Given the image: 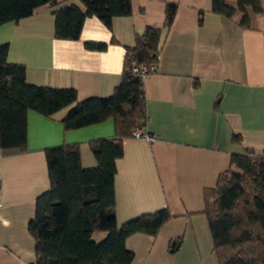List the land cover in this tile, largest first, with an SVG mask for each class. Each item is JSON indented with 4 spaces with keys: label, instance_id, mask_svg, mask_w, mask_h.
<instances>
[{
    "label": "crops",
    "instance_id": "1",
    "mask_svg": "<svg viewBox=\"0 0 264 264\" xmlns=\"http://www.w3.org/2000/svg\"><path fill=\"white\" fill-rule=\"evenodd\" d=\"M237 8L239 0H226ZM264 6V0H262ZM132 14L107 27L86 19L78 40L55 36V13L79 0H58L32 16L0 26L10 64L26 68L27 82L73 89L79 101L113 96L122 81L128 48L148 28L160 30L157 71L143 81L147 122L156 138L126 139L117 160V224L168 210L157 236L136 234L126 246L132 264H219L204 192L229 170L234 155L264 151V12L251 9L250 28L215 14L213 0H131ZM175 7L170 28L167 9ZM103 44L102 51L89 49ZM68 109L47 118L27 114L26 151L0 150V264H33L35 239L28 225L37 199L50 189L45 151L80 145L81 165L97 168L91 142L115 137V124L66 131ZM238 138V139H237Z\"/></svg>",
    "mask_w": 264,
    "mask_h": 264
},
{
    "label": "trees",
    "instance_id": "2",
    "mask_svg": "<svg viewBox=\"0 0 264 264\" xmlns=\"http://www.w3.org/2000/svg\"><path fill=\"white\" fill-rule=\"evenodd\" d=\"M57 1L0 0V26L28 18ZM79 2L82 8L71 6L55 13L57 39L78 40L88 18L96 17L110 28L114 18L132 14L131 0ZM249 9L262 14V0H239L237 8L226 0H213L212 6L215 14L227 19L242 15L240 25L245 29L251 26ZM175 11L172 6L167 9V28ZM87 47L106 48L95 43ZM160 48V30L148 28L127 49L122 81L113 96L79 101L76 90L29 84L26 68L8 62L9 45L0 46V150L26 151L30 111L52 118L68 109L61 120L66 131L108 120L115 124L114 138L91 142L97 168L82 167L79 144L45 151L50 189L37 199L35 217L28 225L35 239L33 264H132L134 254L127 249V240L136 234L155 237L171 220L165 209L119 227L115 211L116 162L123 156V142L143 129L148 119L143 81L133 76V69L157 64ZM204 200L219 264H264V151L234 155L216 186L205 190Z\"/></svg>",
    "mask_w": 264,
    "mask_h": 264
},
{
    "label": "built area",
    "instance_id": "3",
    "mask_svg": "<svg viewBox=\"0 0 264 264\" xmlns=\"http://www.w3.org/2000/svg\"><path fill=\"white\" fill-rule=\"evenodd\" d=\"M157 71V65H140L136 66L133 69V76L135 78H139L141 81H144L146 78H148L150 75L154 74ZM132 138L134 139H145L148 142H154L156 138L151 137L145 133H143L142 129H137L133 132Z\"/></svg>",
    "mask_w": 264,
    "mask_h": 264
}]
</instances>
